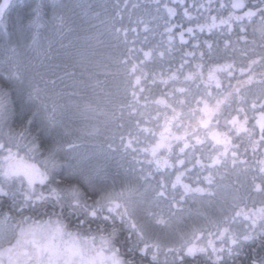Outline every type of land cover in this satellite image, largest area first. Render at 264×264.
Masks as SVG:
<instances>
[{
    "label": "snow or ice",
    "instance_id": "obj_1",
    "mask_svg": "<svg viewBox=\"0 0 264 264\" xmlns=\"http://www.w3.org/2000/svg\"><path fill=\"white\" fill-rule=\"evenodd\" d=\"M11 2H0V264H264V0H155L135 20L122 0L100 21L124 45L129 125L99 149L127 158L123 175L80 153L99 130L67 126L56 80L30 56L95 27L98 6L35 0L25 24Z\"/></svg>",
    "mask_w": 264,
    "mask_h": 264
},
{
    "label": "trees",
    "instance_id": "obj_2",
    "mask_svg": "<svg viewBox=\"0 0 264 264\" xmlns=\"http://www.w3.org/2000/svg\"><path fill=\"white\" fill-rule=\"evenodd\" d=\"M53 2H58V0H48V3ZM65 2L91 3L93 6H98L95 7V11L100 13L99 19L93 17L88 21L95 27L77 28L65 37L55 36L51 50L47 51V56L43 53L31 52L34 68L39 72L47 69L49 74L46 78L56 80L55 87L50 86L52 101L61 106L65 123L70 129L91 130L95 128L99 130L93 136H82L78 141L80 153L99 160L111 174L123 175L128 168L127 158H122L120 153H106L99 149L101 146L106 149L108 143H114V145L119 143V136H113L114 132L119 131L116 129L117 124L123 122L124 131L129 125L126 110L121 119L119 104L123 102V97L117 95V90L123 87L124 77L121 73V66L116 63V60L124 51V45L114 39L110 31L100 24L101 20L107 22L108 18L114 14V5L120 4V7L124 8V4L122 0H65ZM34 3L35 0H12L8 12L9 19L14 22L23 21L27 24L28 19L33 15ZM132 3H137L141 7L132 9ZM154 4L155 0H128V11L133 12L132 19L135 20L136 15L141 14L145 7H154ZM124 23L128 24L127 12L124 13ZM249 31L251 33V30ZM97 32L102 34L97 36ZM203 38L208 37L205 34ZM231 38L235 40L236 37L233 35ZM129 39H132L131 35ZM249 39H253L251 34ZM255 39L259 44L258 35ZM70 41L71 46H69ZM62 44L65 47H61ZM45 49H47L46 43ZM65 72L72 73V75L66 76ZM97 80L101 82L100 87L95 86ZM81 81L83 83H80ZM43 86L41 84V87ZM162 89L163 85L153 86L152 95L149 98L158 96ZM258 91V87L252 88V92ZM86 101L93 105L94 111H83V104ZM145 111H151V108ZM232 179L234 177L226 176L223 182ZM186 207L191 208L193 213L197 209V205L192 202H189ZM257 251H259L258 246ZM160 259L163 261L164 257L161 256Z\"/></svg>",
    "mask_w": 264,
    "mask_h": 264
},
{
    "label": "rangeland",
    "instance_id": "obj_3",
    "mask_svg": "<svg viewBox=\"0 0 264 264\" xmlns=\"http://www.w3.org/2000/svg\"><path fill=\"white\" fill-rule=\"evenodd\" d=\"M230 181H231V180H227V181H225L224 183L227 184V183H230ZM194 207H195V206H194ZM194 207H193V208H194ZM197 207H198V206H197ZM191 222H192V221H187L186 224L191 223ZM185 226H186V225H185ZM162 231H168V230L165 229V230H162Z\"/></svg>",
    "mask_w": 264,
    "mask_h": 264
}]
</instances>
